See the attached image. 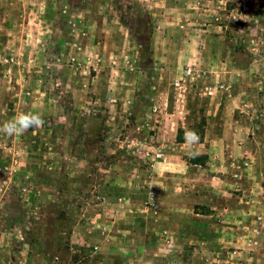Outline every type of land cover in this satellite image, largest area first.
<instances>
[{
	"label": "rangeland",
	"instance_id": "rangeland-1",
	"mask_svg": "<svg viewBox=\"0 0 264 264\" xmlns=\"http://www.w3.org/2000/svg\"><path fill=\"white\" fill-rule=\"evenodd\" d=\"M261 95L264 0H0V264H264Z\"/></svg>",
	"mask_w": 264,
	"mask_h": 264
},
{
	"label": "clouds",
	"instance_id": "clouds-1",
	"mask_svg": "<svg viewBox=\"0 0 264 264\" xmlns=\"http://www.w3.org/2000/svg\"><path fill=\"white\" fill-rule=\"evenodd\" d=\"M43 124L44 120L37 113H20L11 120L4 122L3 125H0V133L7 136L20 135L31 128L41 127ZM187 137L197 139L194 132L186 133Z\"/></svg>",
	"mask_w": 264,
	"mask_h": 264
},
{
	"label": "crops",
	"instance_id": "crops-1",
	"mask_svg": "<svg viewBox=\"0 0 264 264\" xmlns=\"http://www.w3.org/2000/svg\"><path fill=\"white\" fill-rule=\"evenodd\" d=\"M175 62L176 63H174L177 67L179 66H182L183 64H184V61H183V59L180 57V58H178V61H176L175 60ZM261 99V102H264V95H261V97H260Z\"/></svg>",
	"mask_w": 264,
	"mask_h": 264
},
{
	"label": "trees",
	"instance_id": "trees-1",
	"mask_svg": "<svg viewBox=\"0 0 264 264\" xmlns=\"http://www.w3.org/2000/svg\"><path fill=\"white\" fill-rule=\"evenodd\" d=\"M190 163L193 164V165H198L199 164L198 159H191Z\"/></svg>",
	"mask_w": 264,
	"mask_h": 264
}]
</instances>
